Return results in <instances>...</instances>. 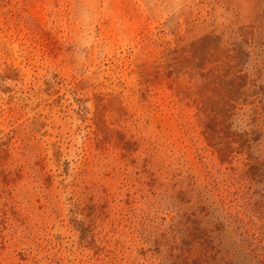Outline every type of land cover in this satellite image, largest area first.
<instances>
[{
  "label": "rangeland",
  "instance_id": "obj_1",
  "mask_svg": "<svg viewBox=\"0 0 264 264\" xmlns=\"http://www.w3.org/2000/svg\"><path fill=\"white\" fill-rule=\"evenodd\" d=\"M0 264H264V0H0Z\"/></svg>",
  "mask_w": 264,
  "mask_h": 264
}]
</instances>
